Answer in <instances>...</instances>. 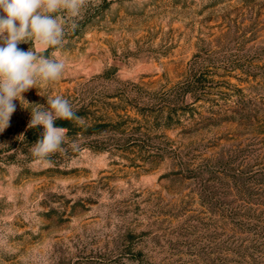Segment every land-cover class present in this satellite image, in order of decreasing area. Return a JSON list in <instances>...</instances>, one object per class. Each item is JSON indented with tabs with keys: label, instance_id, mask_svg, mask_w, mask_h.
<instances>
[{
	"label": "rangeland",
	"instance_id": "obj_1",
	"mask_svg": "<svg viewBox=\"0 0 264 264\" xmlns=\"http://www.w3.org/2000/svg\"><path fill=\"white\" fill-rule=\"evenodd\" d=\"M56 15L62 46L42 54L64 74L0 132V264H264V0ZM56 95L83 123L55 121L68 141L42 166L28 124Z\"/></svg>",
	"mask_w": 264,
	"mask_h": 264
},
{
	"label": "clouds",
	"instance_id": "obj_2",
	"mask_svg": "<svg viewBox=\"0 0 264 264\" xmlns=\"http://www.w3.org/2000/svg\"><path fill=\"white\" fill-rule=\"evenodd\" d=\"M86 3L87 0H0V132L9 126L16 110L14 100L30 105L23 93L36 88L38 82L55 81L64 74L65 59L55 52L51 56L42 53L62 46L64 23L56 14L67 12L76 17ZM72 27L75 28V24ZM28 42L33 44L28 51L18 48L20 43ZM35 105L28 127L42 126L43 132L30 152L36 163L51 166L50 156L63 152L62 146L68 141V129L55 126V121L82 124L83 118L77 116L70 101L60 95L48 97L47 108ZM72 146L76 147L75 142Z\"/></svg>",
	"mask_w": 264,
	"mask_h": 264
},
{
	"label": "trees",
	"instance_id": "obj_3",
	"mask_svg": "<svg viewBox=\"0 0 264 264\" xmlns=\"http://www.w3.org/2000/svg\"><path fill=\"white\" fill-rule=\"evenodd\" d=\"M57 126L64 127V126H66V123L65 122H63V123H57Z\"/></svg>",
	"mask_w": 264,
	"mask_h": 264
}]
</instances>
